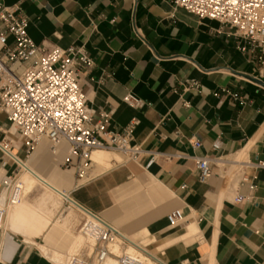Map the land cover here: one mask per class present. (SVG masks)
<instances>
[{"label": "crops", "instance_id": "0c3cea01", "mask_svg": "<svg viewBox=\"0 0 264 264\" xmlns=\"http://www.w3.org/2000/svg\"><path fill=\"white\" fill-rule=\"evenodd\" d=\"M0 1L20 5L36 44L87 52L92 66L78 71L87 106L108 113L110 129L136 119L133 138L143 150L134 160L111 158L110 168L94 154L90 178L75 186L56 173L65 148L47 156L42 139L26 155L0 112V140L9 137L17 157L3 164L0 152V190L20 166L28 187L0 226V264H64L79 233L73 201L119 230L126 250L157 259L148 264H264V168L246 169L255 176L253 198L236 202L248 189L232 163L264 160L257 49L242 51L228 26L173 9L171 0ZM127 93L142 104L125 103ZM196 157L211 159L205 182ZM63 200L69 205L55 216ZM176 208L184 220L170 227L166 215Z\"/></svg>", "mask_w": 264, "mask_h": 264}, {"label": "built area", "instance_id": "2783aa9c", "mask_svg": "<svg viewBox=\"0 0 264 264\" xmlns=\"http://www.w3.org/2000/svg\"><path fill=\"white\" fill-rule=\"evenodd\" d=\"M173 9L181 8L199 19H212L228 26L245 43L242 51H255V59L264 67V0H171ZM92 59L83 48L63 49L57 45L36 44L28 34V19L20 5L0 1V112L4 113L13 131L9 134L21 142L26 155L33 152L41 139L49 142V151L56 155L62 145L66 152L60 166L73 170L77 180L88 176L92 168L91 154L98 149L116 151L127 159H136L143 150L134 142L136 119L120 130L110 129L108 113H97L87 106L86 95L79 86L78 71L92 66ZM123 101L140 106L142 101L127 93ZM184 105L188 103L183 101ZM9 137L0 140L3 164L17 161ZM194 147L200 142L194 141ZM13 152V153H12ZM199 180L207 181L212 171L208 157H196ZM239 181L248 193L238 194L234 201L252 199L254 175L246 169L264 168V160L237 161ZM19 165V163H18ZM20 168V167H19ZM6 197L0 202V226L10 205L22 199V184L17 171L6 175L1 190ZM82 214L78 232L91 242L90 251L69 255L65 264H103L109 257L116 264H148L157 259L143 249L138 254L126 252V238L101 217L73 201ZM170 227L184 220L181 209L166 215ZM117 242L119 253L113 252Z\"/></svg>", "mask_w": 264, "mask_h": 264}, {"label": "bare ground", "instance_id": "6f19581e", "mask_svg": "<svg viewBox=\"0 0 264 264\" xmlns=\"http://www.w3.org/2000/svg\"><path fill=\"white\" fill-rule=\"evenodd\" d=\"M11 132L13 131V128H10L9 129ZM42 140V139H41ZM40 140V141H41ZM39 141V142H40ZM38 142V143H39ZM94 152V153H93ZM92 154H91V160L93 159L94 160V154H95V157H96V161L97 163H101L102 165H104V167H106L105 165H110V159L113 157V153L109 150H105V149H98V150H95L93 151ZM93 160H92V163H93ZM239 160H232V163L234 164L235 162H237ZM94 163L95 160H94ZM21 167V166H20ZM31 174H33V172L29 169L27 173H25L24 175V178L26 179V182H28V184L32 183L34 180V178L31 177ZM88 178L87 177H84L83 179H79L77 180L75 183V186H78L80 184H83L85 182H87ZM20 181H21V184H22V188H23V192H22V199L21 201L25 198L26 196V193L28 191V187L24 184V182L21 180L20 178ZM6 197V193L4 192L3 194L0 195V202L5 199ZM20 201V202H21ZM19 202V203H20ZM18 204V203H17ZM15 204V205H17ZM15 205H10L8 208H7V211L9 210L10 207L12 206H15ZM78 209V208H77ZM79 210V209H78ZM6 211V212H7ZM80 212V210H79ZM119 231V230H118ZM120 232V231H119ZM121 233V232H120ZM122 234V233H121ZM123 235V234H122ZM124 236V235H123ZM84 244H87L86 246L88 247V249H92V245H91V242L86 239L82 234H80V232L77 234V236H75L72 240V243H71V247H70V255L72 254H75V253H78V250L84 245ZM113 245H115L114 247H118V243L117 242H114ZM112 245V247H113ZM113 247V248H114ZM118 250V251H117ZM113 252L114 253H119V249H113ZM126 252L128 253H131V254H138V252L132 250V249H127ZM69 255H67L68 257ZM66 257V259H67ZM66 263V260H64V264ZM148 263H151L148 261ZM103 264H116V259L113 258V257H109Z\"/></svg>", "mask_w": 264, "mask_h": 264}, {"label": "rangeland", "instance_id": "374dc122", "mask_svg": "<svg viewBox=\"0 0 264 264\" xmlns=\"http://www.w3.org/2000/svg\"><path fill=\"white\" fill-rule=\"evenodd\" d=\"M9 129H10V126H9ZM14 137V136H13ZM44 140V139H43ZM45 142H46V154H47V156H49V155H51V153H50V151H49V142L45 139ZM62 148H65L66 149V145H62L61 147H60V151H61V149ZM114 155H113V157H112V159H116L117 161H122V158H123V155L122 154H120V153H118V152H116V151H112V150H110ZM52 157V156H51ZM53 158V157H52ZM110 163V162H109ZM40 166V165H39ZM58 169H57V171H56V173L58 174V178H61V177H66L67 179H69L70 181H71V183L74 181V183L77 181V179H76V177H75V174L73 173V170H69V169H65L64 167H62V166H60V164L58 163ZM105 166H107V167H109L110 165H105ZM41 167V166H40ZM92 167H95L94 166V164H92ZM60 168V169H59ZM97 168V167H96ZM110 168V167H109ZM95 172L97 173V172H101V171H99L98 170V168L95 170ZM94 172V173H95ZM103 172V171H102ZM17 174H18V177H19V179H20V168L17 170ZM90 176H91V171H89V173H88V176H87V178L89 179L90 178ZM87 179V180H88ZM76 184V183H75ZM42 188L40 187V186H38L37 188H36V190H35V192L36 193H38L40 190H41ZM70 189H68V191H69ZM70 196H72V195H70ZM69 204H68V202H66V201H62V203L60 204V206L56 209V211H55V216H58L59 214H61L65 209H66V207L68 206ZM77 213V219H78V216H79V219L81 218V216H82V214L80 213V212H76ZM79 222H80V220L76 223V226H75V228L78 230V224H79ZM78 232V231H77ZM87 244H84L81 248H80V250L81 249H83V250H81V251H90V249H88V247L86 246ZM115 245H113V247H114ZM117 249H119L118 247H116ZM115 247L113 248V249H116ZM128 249H132V250H134V251H136V252H138L139 253V251H138V249L137 248H134V247H129ZM79 250V251H80ZM78 251V252H79ZM118 251V250H117ZM68 255H70L69 253H68Z\"/></svg>", "mask_w": 264, "mask_h": 264}]
</instances>
